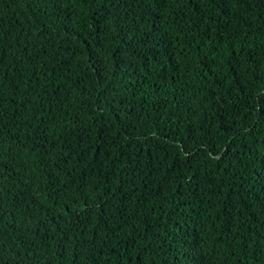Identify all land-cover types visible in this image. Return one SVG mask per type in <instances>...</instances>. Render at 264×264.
<instances>
[{"label":"trees","instance_id":"1","mask_svg":"<svg viewBox=\"0 0 264 264\" xmlns=\"http://www.w3.org/2000/svg\"><path fill=\"white\" fill-rule=\"evenodd\" d=\"M0 264H264V0H0Z\"/></svg>","mask_w":264,"mask_h":264}]
</instances>
